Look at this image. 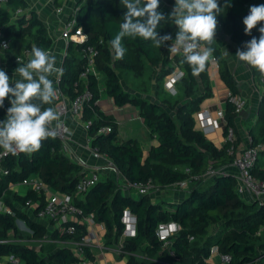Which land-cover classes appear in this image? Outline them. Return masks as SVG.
I'll return each instance as SVG.
<instances>
[{
    "label": "trees",
    "instance_id": "obj_1",
    "mask_svg": "<svg viewBox=\"0 0 264 264\" xmlns=\"http://www.w3.org/2000/svg\"><path fill=\"white\" fill-rule=\"evenodd\" d=\"M52 1L57 8L65 4V0ZM218 3L222 9L217 16L218 23L225 34L238 43L241 50L246 51L247 42L253 37L259 39V28L264 27V22L258 24L251 35H247L243 20L249 15L251 6L262 5L264 0H218ZM226 4L230 6L225 7ZM30 7L28 0H5L0 4V25L4 27L6 37L11 39L12 46H16L13 58L22 54L25 49H32L33 45L46 51L53 47L54 40L48 27L39 13ZM18 8L26 12L29 9V12L15 18L14 11ZM126 11L121 0H76L75 8L70 13V19H76L75 28L82 27L87 38L82 43L70 41L68 44L60 83L55 87H61L70 98H75L86 87L89 88L91 95L85 100L81 119L83 122L92 121L88 134L93 146L107 155L128 181L144 184L150 181L153 190L160 191L189 181L194 176L204 177L210 168L221 170L225 165L232 164L234 156L229 149L233 143L226 141L223 147H218L195 125L194 114L200 109L199 104L204 96L194 95L199 92L201 81L205 90L209 88V62L204 71L194 77L191 66L182 63L183 55L172 57L184 72L180 90L191 98L179 107V119L162 102L133 95L125 89L118 68L134 70L138 53H143L153 64L163 68V77L170 72L168 64L171 58V41L166 46L157 47L151 40L136 37L125 38L123 41L127 49L123 59H113L110 41L118 33ZM158 11L165 17L171 14L159 8ZM178 30L171 19L161 21L157 29L161 36L171 35L173 40ZM206 46L214 49L220 64V75L230 91L239 94L228 62L216 42L213 40ZM88 47L97 51L95 63L96 69L104 78L103 91L97 75L90 73L85 79L81 77L87 60L85 50ZM13 58L8 64L17 68L20 61H14ZM253 70L259 78L264 79V73L254 67ZM103 95L113 100L116 107L132 104L140 108L141 119L150 129L151 135H158V143L151 147L148 154H144L143 148L134 138L120 141L118 121L100 108ZM226 105L227 127L232 126L237 133L238 113L229 100ZM9 107L10 100L0 107L3 118L0 121L6 119ZM47 107V104L43 105V108ZM258 117V125L251 131L254 145L264 143V96ZM103 126H110L112 129L109 132H99ZM227 127L224 130L225 137ZM239 142L240 138H236L237 147ZM5 164L10 173L0 182V199L15 214L0 212V257L14 255L22 264H70L80 261L72 249L61 245V242L80 241L88 231L86 225L76 223L74 234L59 229L49 231L43 223L35 221L16 206L25 204L28 199H39L40 195L32 189L22 195L10 186L36 173L53 189L72 194L83 174V166L66 155L62 141L57 136L42 141L41 148L36 152L11 154ZM178 166H187L186 169L189 168L190 172L179 169ZM254 174L264 181L260 157ZM210 179L206 185L188 190L180 202H174L153 197V193L136 196L130 191L126 193L119 181L108 177L94 185L85 199L76 198V203L86 214H93L95 220L105 224L107 244L120 242L125 227L122 218L126 210L136 216L137 235L126 238L123 247L124 252L129 254L130 264H157L152 261L156 256H163L180 264H206L203 258L210 256L212 247H216L221 254H230L232 257L230 263L222 261L220 264H255L258 261V264H262L260 256L264 250V203L247 201L242 197L237 191V179L231 172H220ZM18 220L25 221L31 232L21 230ZM170 221L180 223L182 229L172 236V244L166 246L158 235V227L159 224ZM213 223L220 225L217 234L210 241L195 245L190 237L195 238L197 232L206 233ZM24 240L47 243L40 249H35ZM85 251L87 256H91L90 246H85ZM136 253H140L142 259H137L134 256Z\"/></svg>",
    "mask_w": 264,
    "mask_h": 264
},
{
    "label": "built area",
    "instance_id": "obj_2",
    "mask_svg": "<svg viewBox=\"0 0 264 264\" xmlns=\"http://www.w3.org/2000/svg\"><path fill=\"white\" fill-rule=\"evenodd\" d=\"M5 0H0V4L4 3ZM64 7L57 8L58 13H63ZM72 11V10H71ZM27 13L26 10L18 8L14 11V17L17 18L20 15ZM76 19H70L68 16L64 31L61 37L66 40L67 46L70 41H75L82 43L87 38V33L84 32L82 27L75 28ZM221 26V24H219ZM222 27V26H221ZM175 40V39H174ZM173 40V41H174ZM214 40V39H213ZM170 43V46L172 42ZM6 45V47H5ZM206 46V45H205ZM12 47L11 39L7 38L4 33V27L0 25V69L3 67L4 63L9 59L13 58V55H7ZM97 51L93 47H88L85 50L86 63L84 65L85 69L81 73L82 78H86L90 73L97 75L100 81V89L104 90L103 76L96 69V58ZM174 55H183L181 51L178 54H171V58ZM214 59L209 62V66L212 68H219V60L216 54L213 52ZM31 49H25L22 54H19L13 58L14 61L28 62L32 59ZM184 78V72L177 67V69L170 73L164 82L165 89L170 93H176L178 89L179 82ZM61 75L58 78L57 84L60 83ZM264 81V79H263ZM57 97L53 101V107L61 114V124L57 131V137L61 139L63 144V150L71 159L83 166V174L80 176L77 183L75 193H64L53 189L48 185L38 174H31L28 178L21 182L13 183L10 187L13 188L19 194H27L30 189L37 192L40 195L39 199H28L25 204H17L16 206L26 214L45 225L46 221L50 223V227L54 229L64 230L69 234H74L76 231V223L84 224L81 221L88 223L86 227L88 231L84 234L80 241H74L72 251L80 258V261H75L70 264H86L88 258L85 251V246H100L99 237L94 229H90L92 221L94 219L93 214H86L84 209L76 203V198L85 199L87 193L90 189L96 185L101 179L112 177L119 181L122 189L124 191H136L138 195H143L147 193H153V185L149 181L148 183H133L124 178L123 174L117 167V165L109 158L107 155L103 154L98 147L93 146L91 138L88 137L86 144L84 145L86 149L89 150L91 159L100 161L104 159V163L91 162L89 158L78 153L77 149L72 145L74 140V132L68 123L70 117H81L82 108L91 93L89 88L86 87L83 93L77 95L75 98H70L67 96L61 87H57ZM10 100L5 99V103ZM229 100L235 106V111L239 114L241 113L247 104V100L240 94H233L231 91L228 92L225 102ZM226 109L219 108L216 110V115H213L210 108L205 107L198 113V119L200 123L201 130L204 133H210L220 129L223 130L227 127V117ZM92 121L84 122L83 126L86 132H88ZM56 122L50 127L55 128ZM110 126H103L100 128L99 132H109L111 131ZM226 141H231L233 144L229 149V152L234 156L232 165L236 168L234 176L237 179V191L244 197L247 201L257 200L260 203H264V181L257 178L254 174V169L256 163L260 157L261 151L264 149V144L259 143L254 145L253 139H251L250 144L245 147H237L235 145L236 133L232 126L227 127ZM25 152H17L15 155H19ZM11 155V153H6L3 148H0V182L4 176L10 173V169L5 164L6 159ZM103 171H108L110 174L103 176ZM190 172V169H186ZM227 170L222 168L221 170H216L210 168L206 175L214 176L217 173H224ZM122 182V183H121ZM188 181H183L179 184L185 185ZM43 196V198H42ZM2 212L15 214L10 208L6 207ZM95 220V219H94ZM25 224V221L18 220ZM122 221L125 225L120 242L118 243L119 250L124 252V240L126 238L134 237L137 235V218L129 210H126ZM182 229L180 223L176 221H170L168 223H161L158 227V235L161 239L165 241V245L169 246L172 244V236L175 235ZM13 261L18 259L11 255ZM17 259V260H16ZM221 259L223 263H230L232 257L230 254H221Z\"/></svg>",
    "mask_w": 264,
    "mask_h": 264
},
{
    "label": "clouds",
    "instance_id": "obj_3",
    "mask_svg": "<svg viewBox=\"0 0 264 264\" xmlns=\"http://www.w3.org/2000/svg\"><path fill=\"white\" fill-rule=\"evenodd\" d=\"M121 3L127 11L118 33L110 41L114 60L125 56V38L141 37L151 40L157 47L173 41L171 35L161 36L157 31L160 22L168 19L179 29L169 52L178 54L182 51V63L191 66L194 77L214 59V49L205 45H210L216 35L217 16L222 12L218 0H175L168 17L158 11L160 0H121ZM261 22H264V4L251 6L249 15L243 20L245 33L251 35ZM259 32V39L253 37L245 45L247 50H238L236 56L264 73V27H260ZM31 52L33 58L26 64L19 62L15 69V74L22 79L13 82L7 72L0 69V107L11 97L7 117L0 121V148L6 153L38 151L42 141L56 137V129L61 124L60 112L54 107L43 108V105H51L57 97L49 76L62 75L63 70L56 67V57L51 52L36 45L32 46ZM53 122H56L55 128L50 127Z\"/></svg>",
    "mask_w": 264,
    "mask_h": 264
},
{
    "label": "crops",
    "instance_id": "obj_4",
    "mask_svg": "<svg viewBox=\"0 0 264 264\" xmlns=\"http://www.w3.org/2000/svg\"><path fill=\"white\" fill-rule=\"evenodd\" d=\"M29 3L32 0H28ZM35 1V0H34ZM76 0H65V4L63 5L64 10L65 7L71 8V10L75 7ZM37 4H51L48 5L46 8L44 7L39 13L40 18L44 21L46 26L49 29V32L51 36L53 37L54 44L53 47L50 49L49 52H51L53 55H55L56 60L61 58L62 56H65V51L67 49V42L65 39L61 37L62 32L64 31L65 23L70 15V13L65 17L63 16V13H58L57 8L55 11L52 10L53 1L52 0H38ZM32 6V4L30 3ZM175 6L174 3L167 2L166 0H160V7L159 9L171 13L173 8ZM31 9L35 10L34 6L30 7ZM43 13V14H42ZM220 23L217 24V30L216 35L214 37V41L216 42L218 48L222 51L224 54L230 71L233 74L234 80L237 84L239 94L242 95L246 100L247 104L245 109L239 113L236 117V126H237V133L236 138H240V142L238 143V146L242 148L243 146H247L250 144V141L252 139L251 131L257 127L258 125V111L259 107L262 101V98L264 96V81L263 79L259 78L257 74L254 72L253 67L249 65L245 61H241L238 56H236V53L238 50H241L238 43L231 40L230 36L225 34L222 27L219 26ZM64 51V53H63ZM15 67H10L9 73L12 77V79L19 80L18 74L14 75L15 73ZM5 70V69H4ZM8 70V69H7ZM209 88L208 90H205V86L203 82H200L199 86V92H197L195 97H198L200 95L204 96V99H202L200 105V109L195 112V125L196 128L201 129L199 119H198V113L201 109L208 107L211 109L213 115H216V110L219 108L226 109L227 105L225 102V98L223 99V95H225L227 92L230 91L229 87L226 86L225 82L220 77V72L218 68H212L209 67ZM18 76V77H17ZM22 79V78H21ZM14 86V84L12 85ZM102 96L100 100V108L103 111H106L109 113L112 117H114L118 123H119V139L121 141L129 140L131 138L136 139L140 146L143 148L144 153L148 154L151 147L153 145H156L158 143V135L152 136L150 133V129L144 124V122L141 119L140 116V108L128 104L123 107H116L113 103V100H111L109 97ZM193 96V97H194ZM192 97V98H193ZM191 99V98H190ZM190 99L185 100L181 103L183 105L184 103L190 101ZM179 105V107L181 106ZM49 107H53V105H48ZM178 107V109H179ZM68 123L70 127L72 128L74 132V140L71 146L77 149L78 153L81 155H84L86 158H89L91 162L100 164L104 163V159L97 161L92 160L91 155L88 149L85 148L86 141L89 137L88 132L84 129V122L82 121L81 117H70L68 119ZM142 126L141 131H138L137 128L139 126ZM206 136L208 139L212 140L218 147H223L226 142V137L224 134V130L217 129L216 131L206 133ZM260 164L262 169H264V154H260ZM224 168L231 173L236 172V168L232 164L225 165ZM103 176L110 174L108 171H103ZM168 188H164L161 191L157 189L155 192H153V197L156 198H163L168 199L174 202L181 201V199L185 196L187 193V189H183L180 192H177V194L174 195H168L167 194ZM126 193H129L128 191H124ZM133 193V192H131ZM135 195V194H134ZM136 196V195H135ZM5 208V204L3 199H0V212L3 211ZM84 224L88 225V223L81 221ZM49 225H45L49 231H53L54 228L50 227L49 222H45ZM92 225L89 226L90 229H94L95 232H97V235L99 237V243L100 246H90L91 250V256H87L88 260L86 264H130L129 263V254L125 252H121L119 250V245L117 243L113 244H107L105 240L106 236V227L104 223L98 222L97 220L92 221ZM19 226V225H18ZM28 227V226H26ZM26 227H22L23 229H28L29 232L31 230ZM20 228V227H19ZM22 230V229H21ZM220 230V225L218 226L217 230H213L211 233L208 234V236L202 241H210L212 237H214L217 232ZM26 231V230H23ZM24 242L32 247L36 248L35 245L42 247V245H45L47 241H40V240H24ZM74 241H65L61 242V245L70 247L72 249ZM134 256L137 259H142V255L140 253L134 254ZM18 259V258H17ZM16 259V260H17ZM261 263L264 264V250H262L261 256ZM204 262L206 264H220L222 263L221 259V253L216 247H212L211 254L207 258H203ZM152 261L156 262L157 264H180L175 260L168 259L163 256H156ZM22 264V262L19 261H13L11 259V255H5L0 257V264ZM259 261L255 264H258Z\"/></svg>",
    "mask_w": 264,
    "mask_h": 264
},
{
    "label": "rangeland",
    "instance_id": "obj_5",
    "mask_svg": "<svg viewBox=\"0 0 264 264\" xmlns=\"http://www.w3.org/2000/svg\"><path fill=\"white\" fill-rule=\"evenodd\" d=\"M37 2H38V0H35V1L32 0L30 3L32 4V6H34L35 11H39V12L44 7L46 8L48 5L49 6L51 5V4L41 5V4H37ZM56 8L57 7L53 4L52 10L55 11ZM70 9L71 8L65 7V11L63 14L64 17H65V15L67 16L70 13ZM27 12H29V9L27 10ZM15 50H16V46L13 45L11 47V49L9 50L7 55H13ZM63 53H64V51H63ZM64 54H65V56H62L60 59L58 58L56 60V67L61 68L62 70H63V65H64V62L66 59V51ZM8 61L4 63L3 67H1V69H5L6 72L7 71L9 72V68L11 67L8 64ZM177 67H178V65L176 64V61L174 60V58H170V62L168 64V68L170 69V72L165 77H163V76H161L162 72L164 71L163 68H161L159 65L153 64L143 53H138L137 54V65H136L135 69L131 71V70H127V69H123V68L119 67L118 73L120 76V80H121L123 86L125 87V89L127 91H129L133 95L141 96V97L149 99V100L162 102L164 104V106L167 107L168 109H170V111L173 113V115H175L176 118L179 119L177 117L179 114V110H180V109H178V107H179V105H181L182 102L190 99V97H186L184 95V92H182L180 90L182 81L179 83L176 93H170L164 87V82H165L166 77L170 73H173L177 69ZM218 70H219V68H218ZM219 72H220V70H219ZM7 74L12 79L11 75L9 73H7ZM14 75H16V74L14 73ZM59 76L60 75H56V74L49 76V79H51L53 82L54 89H56L55 85L58 82ZM220 77H221V75H220ZM18 78H19V80L21 79V77H18ZM221 79H222V77H221ZM14 80L15 79H13V82H14ZM226 86H227V84H226ZM227 94H228V92L225 95H223V99L226 98ZM104 97H107V96L105 95ZM1 119H3V118L0 115V120ZM178 123L180 124V120ZM180 126H181V124H180ZM141 129H142V126H139L137 128L138 131H141ZM220 129L223 130L222 127ZM125 141H127V140H125ZM125 141H121V142H125ZM263 152H264V149L261 151V153L263 154ZM186 167L178 166L179 169H186ZM211 177L212 176H210V175H205L204 177L194 176L185 185L176 184V185L169 186L168 190H167V194L171 195V196L172 195L175 196V194H177V192H180L185 188L187 189V192H188V190H190L192 187L204 186L208 183V181L211 180L210 179ZM132 192H133V194L138 195L136 193V191H132ZM18 225H19L20 229L28 231V229L22 228V227L27 226L26 223L23 224L22 222L18 221ZM218 226H219V223L211 224L207 228L206 233L197 232L194 235L195 238L191 236L190 237L191 241L195 245H199L208 236L209 233H211L213 230H217ZM26 228H28V227H26ZM257 243H258V241H257ZM35 246H36V248L39 249V246H37V245H35Z\"/></svg>",
    "mask_w": 264,
    "mask_h": 264
},
{
    "label": "water",
    "instance_id": "obj_6",
    "mask_svg": "<svg viewBox=\"0 0 264 264\" xmlns=\"http://www.w3.org/2000/svg\"><path fill=\"white\" fill-rule=\"evenodd\" d=\"M75 8V7H74Z\"/></svg>",
    "mask_w": 264,
    "mask_h": 264
}]
</instances>
